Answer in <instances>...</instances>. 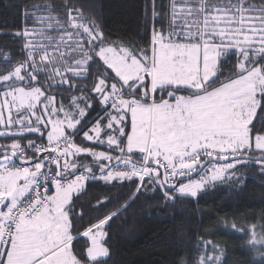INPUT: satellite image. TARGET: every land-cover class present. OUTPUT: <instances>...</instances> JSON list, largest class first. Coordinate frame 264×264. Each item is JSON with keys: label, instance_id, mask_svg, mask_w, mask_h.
Wrapping results in <instances>:
<instances>
[{"label": "trees", "instance_id": "trees-1", "mask_svg": "<svg viewBox=\"0 0 264 264\" xmlns=\"http://www.w3.org/2000/svg\"><path fill=\"white\" fill-rule=\"evenodd\" d=\"M233 1L158 0L157 7L161 4L164 5L161 10L164 22L152 24L144 9L147 0H0V33H2L0 34V77L4 73L13 71L17 66L23 65L24 73L30 81L33 79L32 75L37 78L31 83H24V87H42L47 94L51 93L50 95L55 96L58 105L66 106L71 103L74 97L86 96L93 106L89 109L85 122L81 127L87 126L88 123L95 125L99 120L111 115L110 110L112 109L109 105L105 106L99 93L96 92L97 86L101 81L100 77L107 79V81L118 82L112 71L102 60V57H100L101 55H99L104 48H128L134 55L151 57L153 46L156 45L153 41L155 39L154 34H160L166 40H185L184 35H182L183 24H185L184 20L188 18L177 17L180 7H197V5L193 4L201 3L202 5L199 9L203 8L205 14H207L206 10L208 8H224ZM244 1L264 9V0ZM31 4H55L58 10L63 9V5L67 4L80 13V24L84 29L87 28L88 32L85 30L76 32L75 29L70 28L60 31L58 27H61L67 20L65 15L67 9H63L61 11V24L53 22L52 27L57 29L53 34V39L59 34L68 37L67 39L65 37L61 39L62 48L65 49L58 53L54 52L53 60L51 51L54 48L43 49L44 44L48 41H44L41 44L37 40V46L35 47L37 52L35 53L47 52L51 58V61H45L47 63H44L41 57L35 58V54L31 52L32 49H30L31 55L26 54L23 37L12 35L21 27L23 11ZM4 5H9V7L5 8ZM179 26L183 27L179 28ZM39 30L37 29V31ZM72 31H75L76 35L69 36L68 33ZM81 34H83V37ZM152 35L154 36L152 37ZM83 40H87L88 43H83ZM69 41L71 42L69 43ZM52 45L54 46V44ZM67 49L73 51L66 57V59L70 58L68 63L65 60ZM5 57H8V59H5ZM229 57V59H232L230 63H222L221 60L220 71L224 67L230 66L231 75L225 77L221 72L215 80L208 83V88L205 91L198 94L207 93L252 70L248 72L238 71V63L234 59L235 55L232 54ZM82 61L88 63V65L83 66L84 73L80 76L72 73L71 69H74V64ZM262 69L263 72L264 67ZM63 70H65L66 75L62 79L69 80L67 85L60 77L62 82L55 77L56 72H62ZM106 72H108V75ZM52 75L55 77L53 82ZM138 82L129 87L121 85L120 92H118L114 103L129 105V110H131V104H135L132 99H147L142 94V86L133 89ZM147 89L149 92L150 86ZM169 91H172V89L154 91L153 98L156 101L163 99ZM177 92L193 94L189 90H177ZM2 93L0 92V95ZM121 94L123 96L118 98ZM261 95H258L259 101ZM121 114H124V120L126 121H124L126 123L124 124V129L129 133L130 115L123 113V111ZM121 114L116 111L114 115L119 118ZM259 119L264 120V113L259 116ZM109 131L105 132L104 136L102 135V139L107 134L108 136L110 135ZM68 133L71 136L77 134L76 141L79 144H86L89 147H100V145L86 141L82 137L83 135H80L81 132L79 133L78 131L74 133L67 132V134L62 135H68ZM5 136H0V146H6L5 144H8V141L13 140H19L22 143L33 140H47L42 135L32 133L19 137ZM101 147L109 153L117 154L113 155V157L130 156L135 161L144 160L143 153L125 154L118 151L119 148L117 147ZM241 154L244 155L245 153ZM247 154L256 156L255 152ZM110 156L112 155L110 154ZM42 158L44 157L42 156ZM92 159V156L88 154H81L77 163H81V166L84 167L90 163L107 164L104 159H102L103 161H93ZM93 171H95L93 174L95 178L82 182L80 188L73 195L67 209L71 222L72 237L74 234L83 233L75 244H73V241L70 244L75 258L81 264H90L88 259L90 244L89 239L86 238L89 236L86 234L90 231L88 230V225L106 212H111L116 202L114 201L113 205L109 207L101 206L97 208L94 205L106 192L113 191L114 196L119 194L121 198H124L136 187L129 181L130 178L137 176H129L130 174H128L122 177L124 175L122 173L120 178L114 175L116 177L114 178L115 180L123 179L125 184L122 186L113 185L110 188L109 185L102 182V179L109 180L110 177L103 175L101 173L103 171H100V169L94 168ZM203 172L185 176L183 182L199 179ZM245 175L248 177L247 180L243 179ZM228 176L233 177L231 181L226 179ZM237 176L241 177V179H235ZM141 180H143L141 184L144 190L141 195L135 199L134 203H131L126 212H121L116 218L109 221V225L105 229L107 238L104 241L108 255L98 264H196L197 258L201 255V252L197 249V240L199 238L212 240L213 243L223 248L225 250L226 264H245L248 252L240 247L242 243L241 237L233 233L229 227L225 230L220 218L223 217L228 221L237 223L241 220L251 222L253 217L258 221L260 215L264 213V175H261L258 171L256 162L250 160L246 165L235 168L232 173L229 172V175L226 173L223 175V179L207 185L199 193L198 198L174 195L173 197H176V199L171 201V195L174 194V192H171L166 200L165 195L161 193L162 188L158 184L149 179L145 180L143 178ZM132 195L135 196V193L133 192ZM46 206L43 208L41 216L45 212ZM81 210L83 215L78 214Z\"/></svg>", "mask_w": 264, "mask_h": 264}, {"label": "rangeland", "instance_id": "rangeland-1", "mask_svg": "<svg viewBox=\"0 0 264 264\" xmlns=\"http://www.w3.org/2000/svg\"><path fill=\"white\" fill-rule=\"evenodd\" d=\"M193 5H197V7H180L177 12L178 18H180L179 16L188 18L184 20V27L179 26V28L183 27L182 35L185 37L184 41L194 43V45L179 43V55H177L174 50H164L162 47L163 42L161 41L166 39H163L165 37L160 34H154L155 39L153 41L158 44L156 46V53L155 50L153 51L152 49L153 54L151 57L134 55L128 48L117 49L115 47H106L102 50L99 55H101L100 57H102V60L112 71V74L118 82L107 81V79L100 77L101 81L97 86L96 92L99 93L105 106L109 105L112 109L110 110L111 115H107L95 125H90V123H88L87 126L85 125L86 128H84L85 126L83 128L81 127L85 122L89 109L93 106L86 96L80 95L74 97L71 103L66 106L58 105L55 96L50 95L51 93L47 94L42 87H24V83H31L37 78L32 75L33 79L30 81L24 73L23 65L17 66L13 71L7 73V75L0 77V81L7 82V84L4 85L5 90L2 91L3 93L0 95V136L6 135L5 137H7L8 135L19 137L27 136L32 133L42 135L47 139L45 141L33 140V142L50 143L59 136L66 138L62 134L78 131L79 133L81 132L80 135H83L82 137L85 138L86 141L98 146L100 145V147H89L86 144H79L76 141L77 134L74 135L77 146L75 147V151L78 156L76 157L71 154L70 149L65 150V154L69 156L68 159H66V163L69 165L70 169V175H68L69 182L65 183L68 180L63 179L58 182L60 187L57 188V190H41L38 194L41 204L48 205L49 197L59 192L62 188L65 191H72V193L77 191L82 185V182L84 183L87 180L95 178L83 179L82 177L83 174H94V168L103 170L101 173L106 177H110L109 180L120 177V174L122 175L123 173L124 175L122 177H125L128 174H130L129 176H138L141 179L147 177V179L155 182L161 188H165L163 185V174L157 167H155V165H160L165 171L167 184L169 186L175 185L182 180L178 184V188L181 192H186L195 190L198 185H203L204 189L213 181L216 182L219 179H223V175L226 173L228 175L229 172L232 173L234 167V162L232 160L233 156H236L237 158H248L247 160L249 161L251 160L250 158L256 157L249 154L242 155L241 152H239V149L249 146L247 123L248 120L251 119V115L255 114V108L259 106L260 101L258 95L264 93V71L262 72V67H264V9L257 7L256 5L253 6L244 0H234L224 8H208L206 10L207 14H205L203 8L199 9L202 5L201 3ZM58 28L60 29L61 27ZM75 30L76 32H83L84 30L88 32V29H84L80 23ZM154 35H152V37ZM65 36L59 34L55 39L46 42L47 44H44L43 49H48L50 48L49 45H51L54 48V50L51 51V56L53 58L54 52L58 53L62 50L64 51L65 48H62L61 39ZM67 38L68 37H65V39ZM52 44H54V46ZM31 49V52L35 54V58L41 57V59L44 60L42 61L44 63H47L45 61H51L47 52L36 54L35 52L37 51L35 50H37V48ZM72 52V50L67 49V54L65 56L66 63H68L70 59H66V57ZM232 54L235 55L234 59L238 63V71L248 72L249 70H252L243 76L237 77L236 79L223 84L225 87L221 90L216 91L219 89V86L209 91H216L212 95H207L209 93H203L204 95L194 97L197 101H193L194 109H198L196 111H203V109L210 111L214 104H218L216 106L217 109L219 107L218 112L226 113L227 120L225 122L223 117H219V123H208V127H214L219 131L218 136L214 139L215 144L203 146L187 145L173 153V160H155L154 156L151 158L152 160H150V150L152 149V143L154 142L151 133L152 131L154 132V129L150 125L148 126V137L146 138L144 136V124H139L135 126L132 136L129 138L127 137V144L123 152L133 151L143 153V161H135L132 158L133 161L123 160L109 169L90 167L92 164L109 166L120 157H130L114 156V158L113 155L117 154L109 153L101 147L105 146L103 140L108 137L107 134V136L102 139V135L104 136L105 132L110 130L109 133L111 137H118L120 131L122 132L119 126H122L123 128V125L118 122V116L116 117V115H114L116 111L118 112L119 108L118 104L114 103L117 94L120 92L121 85H128L127 82L129 79L131 80L135 78L141 71L149 68L151 60L154 62V58H156L157 70H160L161 66H168L163 64V60H168L171 65L179 64V72L175 71V69L167 70V68H165L166 70L163 74L159 73L160 71H157L158 89L161 87V90H163V88L169 87L172 89V92L177 90L205 91L208 88V83L215 80L221 72L225 77L231 75L230 66L224 67L220 71V65L221 60L222 63H230L232 59H229V56ZM177 56H179V62H176ZM86 64L88 65V63L83 61L75 63L74 69H71V72L80 76L84 73L83 66ZM56 73V78L60 77L62 79L64 75H66L65 70ZM106 74L108 75V72H106ZM51 77L53 82L55 77L54 75ZM60 78L59 80L61 81ZM148 79L150 80L149 77L144 78L143 81L133 88L136 89L142 86V94L146 97L149 95L147 89L148 86H150L151 89V84ZM63 82L66 85L69 84L68 79L63 80ZM161 82L163 83L162 86H160ZM178 85L179 88H175L178 87ZM108 88L110 89L108 90ZM229 92H231V94H236V96L232 95L230 97L231 103L227 101ZM134 101L138 104L144 103L142 98H134ZM152 101L156 103L155 98H153ZM230 109L231 118L228 119L227 114ZM129 112L130 110L127 107V113L134 116L132 112ZM209 116L210 115H208V117ZM104 120L105 122H103ZM123 130L125 133L126 129ZM68 135L72 137L71 134L68 133ZM110 139L111 138H108V140ZM113 139L114 138H112V141ZM25 144L26 143H22L19 140H13L8 141V144H5L6 146H0V153L6 152L5 155L0 156V176L6 179L7 177L9 178V175L12 176L10 173L13 172L18 176L24 174V176L26 175L29 177V183L25 181L24 177L20 180L22 182L24 180V183L26 182L28 194L19 203H11L15 202L12 199V197H14L13 189H10V187L7 188V186L4 187V185L3 188L0 187V210L4 213L2 216L0 212V260H3L4 264H10L13 262L14 260H10V258L15 251H19V246L13 242L10 246L11 248L3 250V253L1 252V245L7 238V236L4 237L7 232L4 216L5 214L7 215V213L9 214L7 207L21 206L22 201L26 202L32 193L31 185L34 183H31V181H33V176H36L34 174L33 166L38 165L37 163L40 161L44 163L46 159L51 157L49 155L50 153L41 154L40 156H43L44 158L39 159L33 164L23 162L24 160L30 161L38 157L36 155H27L26 157L28 159L21 158L19 149L25 146ZM257 146L264 147V137L259 138ZM204 151L208 152L204 153ZM81 154L92 156L93 161H103L102 159L106 158L108 154L106 160L104 159L107 164L90 163L85 166L88 168H85L84 166H81V163H77ZM110 154L112 156H110ZM14 157L21 161L15 160ZM212 158L229 160V162H212L202 169L204 162ZM63 159L65 158L63 157ZM178 160L182 161L181 166H179ZM111 169H115L116 177L112 174ZM202 171L204 172L200 175L199 179L183 182L185 176H190V174H200ZM60 173L62 177H65L64 173ZM142 173L145 174L144 177L141 176ZM5 181L6 180L3 182ZM142 181L143 180H141V183ZM174 195H177V193L174 192L171 196L173 197ZM7 197L9 198L8 200ZM28 216L23 215L20 217L17 228L20 226L22 221L21 218L23 217L30 219L38 218V216ZM65 222L66 221L62 220L59 222V225H64ZM17 228L15 226L13 233ZM60 229L61 228H59V231ZM63 234L66 237L68 231ZM56 240L57 237L55 236L54 241ZM8 244L9 243H7V245ZM4 248L5 246L3 245V249ZM64 252H66V258L69 255V252L63 251V253ZM211 254V252L206 253V255ZM17 263L18 262L16 261L15 264ZM25 264H27V262Z\"/></svg>", "mask_w": 264, "mask_h": 264}, {"label": "crops", "instance_id": "crops-1", "mask_svg": "<svg viewBox=\"0 0 264 264\" xmlns=\"http://www.w3.org/2000/svg\"><path fill=\"white\" fill-rule=\"evenodd\" d=\"M163 48L165 51H176V54L179 55V43H186L188 45H194L190 41H172V40H162ZM158 44V43H157ZM154 46L153 51L156 53V46ZM154 53V54H155ZM153 54V53H152ZM176 62H179V56L176 58ZM164 65L161 66L160 70H157V60L154 58V62L151 60L150 62V70L149 68L141 71L135 78L129 79L127 82L129 87L130 85L138 82L135 87L144 80V78H150L151 89L149 91V95L147 99L142 98L144 103L138 104L134 99L132 101L136 104L135 110H130L134 116L129 117L130 120V130L129 133H124V124L125 118L123 113L127 114V107L129 106L123 105L122 103L118 104V112L121 114L119 117V123L122 126L119 128L122 130L118 137L108 136L103 140V143L107 147H117L118 151L123 152L125 150L127 139L132 136V132H134L135 126L139 124H144L145 134L144 136L147 138L148 126L153 127L154 132L152 131V138L154 142L152 143V149L150 150L149 158L151 159L154 156L155 160H173V153L180 148L187 145H208L215 144L214 139L218 136V132L214 127H208V123H219V117H223L224 122L226 119V113L218 112L217 105L214 104L211 107L212 110L207 111L203 109V111H196L198 109H194L193 101H197L194 97H198L204 94L212 95L214 92L223 89L225 86L221 85L219 89L213 92H207L204 94H198L202 91H191L193 94L177 92V91H169L167 95L156 103L152 101L153 92L168 90L171 88H163V90L158 89L157 87V71L163 74L165 72V68L167 70L175 69V71L179 72V64L171 65L169 61L163 60ZM163 68V69H162ZM146 75V76H145ZM161 80V79H160ZM162 82L160 86H162ZM175 88H179L175 87ZM252 91V90H251ZM198 94V95H196ZM236 94L228 93L227 101L229 103L231 100V96ZM153 102V103H152ZM208 115H210L208 117ZM231 109L227 114V118H231ZM125 121V122H124ZM124 133V135H123ZM128 137V138H127ZM108 138H111L108 140ZM112 138L113 141H112ZM148 143V142H147ZM125 154H132L136 152H125ZM71 154L74 155L73 151ZM108 157V154H107ZM106 157V158H107ZM106 158H104L106 160ZM9 178L6 179L0 176V187L3 188L7 186L10 189L14 190V197L12 199L15 202L11 203H19L27 194L28 188L26 182L24 183L20 181L22 177H24L25 181L29 183V177L18 176L11 172ZM6 180L5 182H3ZM12 183V184H11ZM57 192V191H56ZM55 192V193H56ZM77 191H65L63 188L59 190L56 194L51 195L49 197L48 205L45 209V212L41 217L38 218H21V224L17 228V230L12 234L9 244L6 245L5 241L1 245V252L3 250L11 248V244L15 242L19 246L18 250L13 253V256L10 260H14L10 264H81L74 256L71 250V242L73 241V237L71 235V222L68 214V206L70 205L73 195ZM9 198L7 197V200ZM6 200V201H7ZM66 221L64 225H59L60 221ZM59 228L60 231H59ZM68 231V235L65 237L63 233ZM87 236L91 235L89 231ZM3 236V235H2ZM55 236L57 240L54 241ZM1 241V238H0ZM3 245L5 248L3 249ZM69 252V255L65 258L66 252ZM96 248L94 246L90 247L88 252V257L94 256L96 253ZM108 252V251H107ZM108 255V254H107ZM107 257V256H106ZM103 259L91 261L90 264H98L103 261Z\"/></svg>", "mask_w": 264, "mask_h": 264}, {"label": "snow or ice", "instance_id": "snow-or-ice-1", "mask_svg": "<svg viewBox=\"0 0 264 264\" xmlns=\"http://www.w3.org/2000/svg\"><path fill=\"white\" fill-rule=\"evenodd\" d=\"M157 3L158 0H147L144 6L152 24L164 22V18L161 14V10L164 8V5L161 4L157 7ZM4 7L7 8L9 5H4ZM63 9H67V12L65 13L67 20L61 25L60 31H63L66 28L73 30L76 29L80 23V13L75 8L69 7L67 4L63 5ZM63 9L58 10L55 4H31L25 8L22 14L23 22L21 27L12 33V35L24 38V49L26 54L31 55L30 49L37 46V40L43 44L44 41H51L53 39V34L57 31V29L52 27V23L55 22L56 24H61V11ZM37 29L40 30L37 31ZM68 34L69 36H74L76 35V32L72 31ZM81 36L83 37V34H81ZM102 38L103 37L101 35V39ZM70 42L71 41H69V43ZM83 43H88V41L83 40ZM49 47L51 48L52 46L49 45ZM5 59H8V57H5ZM4 75H7V73H4ZM6 84V81H0V92L5 90L4 85ZM262 113H264V94L261 95L259 106L255 108V114L251 115V119L248 120L247 123L249 146L246 148H240L239 152L245 154L255 152L258 171L261 175H264V147L257 146L259 138L264 137V120L259 119V116ZM232 160L234 162L233 171H235V168L249 163L246 158L238 159L236 156H233ZM232 178V176L226 177L229 181H231ZM144 179L147 180V177ZM235 179L239 180L241 177L237 176ZM243 179L247 180L248 177L245 175ZM102 182L109 185L110 188L113 185L122 186L125 184L123 179L117 181L114 178L111 180L102 179ZM129 182L136 185V187L132 189L131 193L127 197L121 198L119 194L114 196L113 191H109L104 193L100 200L94 205L97 208L101 206L109 207L113 205L114 201L116 202V205L113 207L111 212H106L104 215L99 216L93 223L88 225V230H90L91 235L86 238L89 239L90 247L94 246L97 250L94 256L88 257L90 262L106 258L108 252L104 241L107 238V232L105 229L109 225V221L116 218L121 212H126L131 206V203H134L135 199L144 191L140 177L137 176L135 178H130ZM213 183H215V181H213ZM202 190L203 185H198L195 190L181 192L178 186L170 185L168 188H162L161 193L162 195H165L166 200L170 196L171 192H176L179 196L198 198L199 192ZM133 192L135 193V196L132 195ZM175 199L176 197H171V201H174ZM78 214L83 215L82 210ZM220 220L224 225L225 230L230 227L233 233L238 234L241 237L242 243L240 247L242 250L248 252V258L245 261V264H264V213L260 215L258 221L255 220V217H253V221L251 222L241 220L237 223L235 221H228L223 217H221ZM82 235L83 233L74 234L73 244H75L76 240ZM197 249L201 252V255L197 258L196 264H226L225 250L219 247V245L213 243L212 240L199 238L197 240ZM209 250L212 254L206 255ZM85 251L87 252V250ZM0 264H4V261L0 260Z\"/></svg>", "mask_w": 264, "mask_h": 264}, {"label": "built area", "instance_id": "built-area-1", "mask_svg": "<svg viewBox=\"0 0 264 264\" xmlns=\"http://www.w3.org/2000/svg\"><path fill=\"white\" fill-rule=\"evenodd\" d=\"M123 94H121L118 98L122 97ZM136 105L131 104V110H135ZM66 138H63L61 136L56 137L53 142L50 143H37V142H27L25 146L21 147L20 154L21 158L28 159L27 155H36L40 156L41 154H47L51 156L50 158L46 159L44 163L41 161L38 162V165H35L31 168L34 170V174L36 176H33V181L31 183H34L31 185L32 193L30 197L26 200V202L22 201L21 206L16 207H7L9 210V214H5V225L7 232L5 233L4 237L7 236L5 240V244L10 241L11 236L13 234L14 228L18 226V220L23 215H30L32 217H40L43 208L46 206L44 204H41L40 198H38V194L41 192V190H57V188L60 187L59 181L68 180V175H70V169L69 165L66 163V159H68V155L65 154L66 149H70L73 151L74 156H78V154L75 151L76 143H75V136L70 137L69 135H63ZM209 151V150H208ZM208 151H204V153H207ZM49 157V156H48ZM63 157L65 159H63ZM47 158V157H46ZM56 159V160H55ZM197 161V160H196ZM179 166H181L182 161L178 160ZM65 174V177L61 176V173ZM111 172L113 175H116L115 169H111ZM142 177L145 176L144 173L141 174ZM83 179H89L93 177V174H83ZM65 182V181H64ZM69 182L66 181L65 183ZM48 187V188H47ZM1 215L3 216L4 213L0 210ZM7 212V211H6ZM29 217V216H28ZM16 230V229H15Z\"/></svg>", "mask_w": 264, "mask_h": 264}, {"label": "water", "instance_id": "water-1", "mask_svg": "<svg viewBox=\"0 0 264 264\" xmlns=\"http://www.w3.org/2000/svg\"><path fill=\"white\" fill-rule=\"evenodd\" d=\"M5 154H6V152H1V153H0V156L5 155ZM14 158H15V157H14ZM41 158H42V156H38V157H37L36 159H34V160H30V161H25V160H24L23 162H25V163L28 162V164H33V163L37 162L39 159H41ZM242 158H243V157H242ZM238 159H240V158H238ZM246 159H248V158H246ZM250 159L253 160V161H256V157H255V158H250ZM15 160H17V161H21V160H19V159H17V158H15ZM123 160L133 161V159H132L131 157H120V158L116 159L114 162H112L109 166H104V165H99V164H92V165H90V167L109 169V168H111L113 165H115V164H117V163H119V162H121V161H123ZM212 162L228 163L229 160H223V159H218V158H212V159H209V160H207V161L204 162V164H203V166H202V169L205 168L206 165H208L209 163H212ZM155 167H157V168L162 172V174H163V185L165 186V188H168L169 185L167 184V178H166V174H165V171H164L163 167L160 166V165H155ZM85 168H88V167H85ZM181 181H182V180H180L179 182H177L175 185L178 186V184H179Z\"/></svg>", "mask_w": 264, "mask_h": 264}]
</instances>
